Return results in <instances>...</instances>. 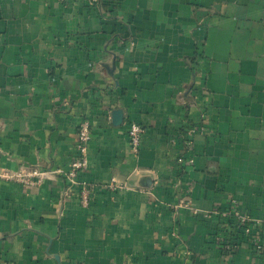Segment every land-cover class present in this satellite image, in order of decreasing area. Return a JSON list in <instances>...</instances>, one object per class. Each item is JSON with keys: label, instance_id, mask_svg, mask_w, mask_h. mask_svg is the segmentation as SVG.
<instances>
[{"label": "crops", "instance_id": "crops-1", "mask_svg": "<svg viewBox=\"0 0 264 264\" xmlns=\"http://www.w3.org/2000/svg\"><path fill=\"white\" fill-rule=\"evenodd\" d=\"M231 209L264 240V0H0V264H264Z\"/></svg>", "mask_w": 264, "mask_h": 264}, {"label": "built area", "instance_id": "built-area-1", "mask_svg": "<svg viewBox=\"0 0 264 264\" xmlns=\"http://www.w3.org/2000/svg\"><path fill=\"white\" fill-rule=\"evenodd\" d=\"M144 133L145 129L142 125L136 122H131L129 124L128 134L130 138L131 148L133 150V153L135 154H138L140 151ZM91 139V125L89 121L85 120L80 124L78 128L76 142L77 157L73 160L71 164V172L68 175L69 179L72 182H76L79 173L87 170L88 168V146ZM82 186L83 187L81 190V203L84 206H88L90 200L91 186H89L86 182H83ZM114 189H116V187H114ZM195 214H198V212L195 211ZM216 214L218 215L219 213L217 212ZM221 215L226 220L236 221L237 225H240L243 228L244 235L248 237V241L246 242L254 247V251L260 253L264 250V240L260 234V230L255 228L256 224L247 213L239 209H231L222 212ZM218 241L220 245H224L227 249L236 250L240 246V244L234 245L233 243L235 242H233V237L227 234L224 237H220V240L218 239Z\"/></svg>", "mask_w": 264, "mask_h": 264}, {"label": "trees", "instance_id": "trees-1", "mask_svg": "<svg viewBox=\"0 0 264 264\" xmlns=\"http://www.w3.org/2000/svg\"><path fill=\"white\" fill-rule=\"evenodd\" d=\"M225 224L226 225H225V228L224 229L226 231V234L227 235H230L231 237H233V242H235V243H233L234 245H239L240 242L248 241V237L246 235H244L243 228L240 225H237L236 221L226 220V223ZM256 229H259V228L257 227ZM219 247H220L222 253L224 255H226V256L233 255L235 252H237V249L236 250L235 249H227L224 245H220ZM250 247H251V249H254L253 246L250 245Z\"/></svg>", "mask_w": 264, "mask_h": 264}]
</instances>
